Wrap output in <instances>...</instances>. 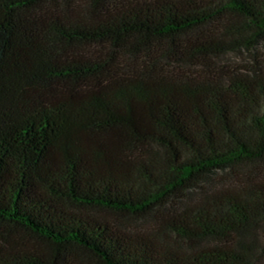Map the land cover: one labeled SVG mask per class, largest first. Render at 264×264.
<instances>
[{"label": "trees", "instance_id": "16d2710c", "mask_svg": "<svg viewBox=\"0 0 264 264\" xmlns=\"http://www.w3.org/2000/svg\"><path fill=\"white\" fill-rule=\"evenodd\" d=\"M0 264H264V0H0Z\"/></svg>", "mask_w": 264, "mask_h": 264}, {"label": "rangeland", "instance_id": "374dc122", "mask_svg": "<svg viewBox=\"0 0 264 264\" xmlns=\"http://www.w3.org/2000/svg\"><path fill=\"white\" fill-rule=\"evenodd\" d=\"M217 69L223 74H230L232 72H243L247 67L253 65V58L251 54L245 51L229 52L217 59ZM219 179V178H217ZM118 221L130 228H148L153 229V223L150 219L139 218H118Z\"/></svg>", "mask_w": 264, "mask_h": 264}]
</instances>
